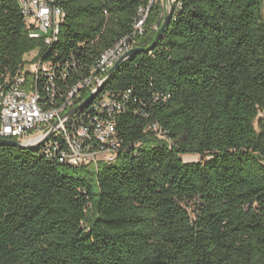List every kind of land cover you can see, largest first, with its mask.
Wrapping results in <instances>:
<instances>
[{
	"label": "trees",
	"instance_id": "trees-1",
	"mask_svg": "<svg viewBox=\"0 0 264 264\" xmlns=\"http://www.w3.org/2000/svg\"><path fill=\"white\" fill-rule=\"evenodd\" d=\"M147 1L55 0L64 18L46 46L16 0H0V85L32 52L74 60L58 105L132 34ZM171 8L154 48L100 93L129 91L112 163L72 167L41 148L0 147V264H264L263 0ZM165 12L151 6L135 48L151 45Z\"/></svg>",
	"mask_w": 264,
	"mask_h": 264
},
{
	"label": "built area",
	"instance_id": "built-area-1",
	"mask_svg": "<svg viewBox=\"0 0 264 264\" xmlns=\"http://www.w3.org/2000/svg\"><path fill=\"white\" fill-rule=\"evenodd\" d=\"M176 1L171 0V5ZM16 2L28 26L43 37L46 46L57 40L64 15L55 0ZM158 2L162 0H148L139 9L132 34L100 54L88 75L68 88L58 105L56 101L61 97L58 82L66 79L67 70L68 78L75 71V61L59 65L36 57L29 62V70L24 61L9 82L0 85V139L29 145L54 129L51 138L39 147L48 158L72 167L96 166L101 161L112 163L118 150L116 118L126 109L129 91L112 96L98 94L87 107L77 110L66 121L62 122L61 118L100 84L118 60L135 48V38L143 34L149 10Z\"/></svg>",
	"mask_w": 264,
	"mask_h": 264
},
{
	"label": "water",
	"instance_id": "water-1",
	"mask_svg": "<svg viewBox=\"0 0 264 264\" xmlns=\"http://www.w3.org/2000/svg\"><path fill=\"white\" fill-rule=\"evenodd\" d=\"M162 4L165 8V15L162 21V24L160 26V28L157 30L156 35L151 43V45L148 48L145 49H140V48H133L131 49L129 52H127L120 60H118L116 62V64L106 73V75L103 77V79L101 80L100 84L90 92V94L88 95V97L86 99H84L80 104H78L77 106H75L74 108H72L71 110H69L68 112H66L62 118L61 121L64 122L66 121L72 114H74L77 110L87 107L93 100L94 98L100 94L103 89L105 84L107 83V81L111 78V76L114 74V72L118 69V67L127 59L133 57L134 55H136L139 52H147L150 51L154 48V46L156 45L157 41L159 40L164 27L170 17V14L172 12V8H171V0H162ZM263 4H264V0H263ZM58 124H55L54 128H57ZM54 134V129L50 130L43 138H41L40 140H38L37 142L33 143V144H29V145H22L19 144L16 141H12V140H2L0 139V147H12V148H17V149H21V150H29V149H34V148H39L40 146H42L44 143H46L51 136Z\"/></svg>",
	"mask_w": 264,
	"mask_h": 264
},
{
	"label": "rangeland",
	"instance_id": "rangeland-1",
	"mask_svg": "<svg viewBox=\"0 0 264 264\" xmlns=\"http://www.w3.org/2000/svg\"><path fill=\"white\" fill-rule=\"evenodd\" d=\"M33 33L35 35H39V33L34 30ZM37 57V51L35 52H32L31 54L27 55L25 58H24V61H26L25 63V67H26V70H29L30 69V64L29 62H32L34 60V58ZM88 93L85 94L83 97L84 99H86L88 97ZM181 158L182 160L184 161V163H194V162H197L199 161V157L197 155H191V154H186V155H181Z\"/></svg>",
	"mask_w": 264,
	"mask_h": 264
},
{
	"label": "crops",
	"instance_id": "crops-1",
	"mask_svg": "<svg viewBox=\"0 0 264 264\" xmlns=\"http://www.w3.org/2000/svg\"><path fill=\"white\" fill-rule=\"evenodd\" d=\"M258 118H263L264 119V113H261Z\"/></svg>",
	"mask_w": 264,
	"mask_h": 264
}]
</instances>
